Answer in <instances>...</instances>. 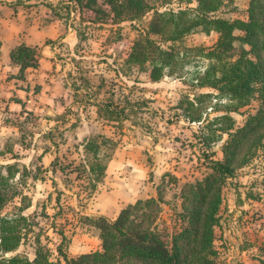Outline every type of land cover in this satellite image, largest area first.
<instances>
[{"label": "rangeland", "instance_id": "obj_1", "mask_svg": "<svg viewBox=\"0 0 264 264\" xmlns=\"http://www.w3.org/2000/svg\"><path fill=\"white\" fill-rule=\"evenodd\" d=\"M187 1L148 3L152 8L177 9L185 7ZM224 1L225 17L247 18L251 0ZM262 3L264 9V0ZM151 17L150 13L140 21L116 24L107 14L101 19L94 14H86L85 18L72 15L71 24H78L79 44L56 54L67 61L66 73L73 75L72 96L68 101L63 96L58 100L74 101L78 107L64 112L45 110L22 117L5 116L15 130L9 139L0 141V165L6 168L16 164L25 176L16 175L14 188L18 195L4 212L18 213L19 207H25L22 215L28 217L29 225L14 254L34 259L38 238L55 261L62 260L57 251L62 241L63 251L70 257L100 250L99 232L83 217L94 213L99 193L108 194L105 187L113 189L129 183L143 166L144 182L153 183L155 194L161 191L165 199L157 221L159 229L170 238L180 232L183 188L205 179L212 173V161L222 157L223 142L208 146L202 138L208 134L207 126L226 114L228 102L200 98L196 115H201L202 121L190 123L183 117L180 101L208 91L194 88L192 82L195 69L207 65L206 61L189 54L183 68L157 84L152 83L149 72L126 64L134 42ZM217 39L216 32H198L177 44V48L212 47ZM237 47L241 48L240 43ZM79 89V95H73ZM109 103L111 113L104 109ZM259 107L256 95L249 106L232 112L235 127L245 125ZM99 136L110 138L115 144L99 145L100 163L106 164L111 154L113 161L108 184L106 180L93 192L90 183H94L98 173L92 176L87 170L96 162L93 152L85 151V146L89 141H106ZM227 137L224 135L223 139ZM214 248L216 264L264 261V141L225 184Z\"/></svg>", "mask_w": 264, "mask_h": 264}, {"label": "trees", "instance_id": "obj_2", "mask_svg": "<svg viewBox=\"0 0 264 264\" xmlns=\"http://www.w3.org/2000/svg\"><path fill=\"white\" fill-rule=\"evenodd\" d=\"M67 1L68 8L72 5L82 18L94 14L96 19H101L107 14L116 24L140 21L151 13L149 24L134 42L126 64L149 72L154 83L183 68L189 54L206 61L207 65L195 69L192 82L194 88L208 91L180 101L179 108L188 122L202 121V116L196 115L200 98L228 103L226 114L209 124L208 134L202 138L208 146L223 142L222 157L212 161V173L205 179L183 188L180 232L170 238L159 229L157 221L165 203L159 191L156 197L139 199L122 209L115 220L104 216L83 217L99 232L101 249L70 257L63 251L62 241L57 248L59 256L65 264H216L215 229L220 223L223 189L227 180L250 161L264 141V17L259 16L264 14L262 0L250 1L246 19L225 17L227 3L224 0H188L185 7L177 9L152 8L148 0ZM198 32L206 35L216 32L218 39L212 47L177 48V44ZM11 58L20 67L16 77L24 80L27 70L40 66L41 53L38 48L21 45L12 51ZM256 95L260 101L257 114L249 116L242 127H235L231 113L249 106ZM104 109L113 112L111 103ZM33 114L27 112V116ZM224 135L227 139H223ZM98 138L106 141H89L85 146V151L93 152L96 162L87 170L92 176L98 173L94 183H90L93 192L104 181L112 160L111 154L106 164L100 163L99 145L115 144L110 138ZM17 174L25 176L16 164L6 168L0 165V264H62L61 259L53 260L52 252L40 238L34 259L14 254L22 245L29 226L28 217L22 215L25 207H19L18 213L4 212L18 195L14 188ZM24 230L27 231L24 233Z\"/></svg>", "mask_w": 264, "mask_h": 264}, {"label": "crops", "instance_id": "obj_3", "mask_svg": "<svg viewBox=\"0 0 264 264\" xmlns=\"http://www.w3.org/2000/svg\"><path fill=\"white\" fill-rule=\"evenodd\" d=\"M68 5L67 0H0V141L9 139L15 130L5 116L22 117L27 112L45 110L64 112L69 107L73 110L78 107L74 101L58 100L63 96L68 101V97L72 96L70 81L73 75L66 73L67 61L56 54L72 50L80 40L78 24L74 27L70 22L71 16L77 14L73 6L69 9ZM21 45L38 48L41 53L40 66L27 70L24 80L16 77L20 67L11 58L12 51ZM80 91L73 92V95L78 96ZM110 163L99 189L108 178ZM50 172L54 173L53 170ZM137 173L135 178L128 180L129 183L113 189L105 187L108 194L99 193L94 213L87 216L115 220L122 209L137 200L156 197V186L143 180L142 175H146L144 166Z\"/></svg>", "mask_w": 264, "mask_h": 264}]
</instances>
